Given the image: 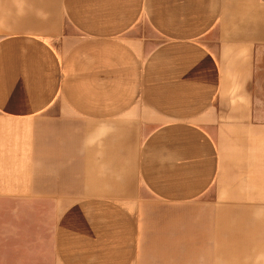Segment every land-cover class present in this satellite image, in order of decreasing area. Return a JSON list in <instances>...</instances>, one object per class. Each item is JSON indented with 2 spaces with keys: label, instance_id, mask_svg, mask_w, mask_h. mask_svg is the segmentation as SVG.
I'll return each instance as SVG.
<instances>
[{
  "label": "crops",
  "instance_id": "1",
  "mask_svg": "<svg viewBox=\"0 0 264 264\" xmlns=\"http://www.w3.org/2000/svg\"><path fill=\"white\" fill-rule=\"evenodd\" d=\"M264 0H0V264H264Z\"/></svg>",
  "mask_w": 264,
  "mask_h": 264
},
{
  "label": "rangeland",
  "instance_id": "2",
  "mask_svg": "<svg viewBox=\"0 0 264 264\" xmlns=\"http://www.w3.org/2000/svg\"><path fill=\"white\" fill-rule=\"evenodd\" d=\"M258 97L260 98L261 96H263L262 98H264V90H259L257 91Z\"/></svg>",
  "mask_w": 264,
  "mask_h": 264
}]
</instances>
